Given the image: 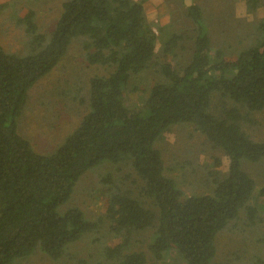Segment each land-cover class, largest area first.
Here are the masks:
<instances>
[{
	"label": "trees",
	"instance_id": "trees-1",
	"mask_svg": "<svg viewBox=\"0 0 264 264\" xmlns=\"http://www.w3.org/2000/svg\"><path fill=\"white\" fill-rule=\"evenodd\" d=\"M256 9L257 0H247ZM192 22L190 61L159 65L163 82L149 89L135 111L125 104L132 75L157 57V36L136 0H69L49 35L38 30L35 13L18 19L28 38L23 55L0 46V264H14L38 250L51 260L68 245L95 230L77 208L63 215L57 209L71 197L79 179L102 163L125 164L137 178L138 192L108 189L104 218L112 233L126 237L107 250L117 264H148L141 252L122 254L134 233L151 229L149 251L155 261L175 250L185 264L214 263V239L247 204L254 180L243 164L264 165V142L242 130L248 122L237 107L211 111L213 96L247 113L264 110V19L255 24V40L228 56L212 50L208 27L196 6L186 9ZM84 38L86 61L108 71L88 81L86 107L74 131L51 154L36 153L17 133L16 119L27 93L56 67L73 40ZM172 36L159 58L173 55ZM191 125L228 160L225 173L214 159L206 192L186 196L166 175L157 144L173 126ZM117 188V189H116ZM264 213V186L258 191Z\"/></svg>",
	"mask_w": 264,
	"mask_h": 264
},
{
	"label": "rangeland",
	"instance_id": "rangeland-1",
	"mask_svg": "<svg viewBox=\"0 0 264 264\" xmlns=\"http://www.w3.org/2000/svg\"><path fill=\"white\" fill-rule=\"evenodd\" d=\"M66 1L69 0H0V46L11 54H25L28 38L18 19L28 10H33L38 30L49 35ZM136 1L143 2L145 18L157 36V57L143 72L131 76L125 99L130 111L143 104L154 84L163 82L159 74L161 63L167 61L179 68L190 61L193 24L186 16V9L193 6L200 9L208 27L212 50H222L228 56L254 42V26L264 19V0H257L253 11L248 8L247 0ZM172 36L178 37L170 47L173 55L163 60L159 58L161 48ZM85 41L84 38L73 40L56 67L27 93L26 104L16 119L17 133L29 141L36 153L51 154L74 131L87 112L89 79L108 74L104 68L86 61L82 49ZM232 106L249 120L242 123V130L250 139L264 142V110L247 113L239 105L219 99L216 95L212 97L213 113ZM157 147L166 175L186 196L207 191L214 159L220 162L217 170L227 171L226 157L220 151L211 149L191 125L171 127ZM243 169L255 182L254 194L247 204L255 213L249 215L247 210H240L237 218L217 234L214 239L216 264H264V213L258 197V191L264 186V165L244 163ZM137 182L133 171L123 163H102L86 172L76 183L70 199L57 209V214L63 215L67 210L77 208L87 220L97 223L95 230L68 245L58 260H51L36 250L14 264H117V259H112L107 250L119 246L126 237L121 238L110 231L109 222L104 218V197L108 189L115 185L136 194ZM152 234L151 229L132 234L122 254L141 252L148 264H185L175 250L169 251L162 260L155 261L149 251Z\"/></svg>",
	"mask_w": 264,
	"mask_h": 264
}]
</instances>
